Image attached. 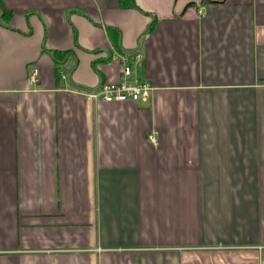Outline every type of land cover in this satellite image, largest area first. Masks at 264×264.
Listing matches in <instances>:
<instances>
[{
	"label": "crops",
	"instance_id": "obj_1",
	"mask_svg": "<svg viewBox=\"0 0 264 264\" xmlns=\"http://www.w3.org/2000/svg\"><path fill=\"white\" fill-rule=\"evenodd\" d=\"M132 3L0 0V264H264V0Z\"/></svg>",
	"mask_w": 264,
	"mask_h": 264
},
{
	"label": "built area",
	"instance_id": "obj_2",
	"mask_svg": "<svg viewBox=\"0 0 264 264\" xmlns=\"http://www.w3.org/2000/svg\"><path fill=\"white\" fill-rule=\"evenodd\" d=\"M199 16H204L202 8H198ZM108 60L119 63L121 70V78L117 83L102 84L99 88L91 91L89 94L94 99L102 100L105 103L138 101L145 98L151 90L152 86L145 80H140L132 76L131 66L135 62L142 59L141 53L138 50L133 52H124L118 50H110L107 53ZM38 70L31 67L28 75L30 84L37 81ZM147 139L152 144H157V139L154 134H149Z\"/></svg>",
	"mask_w": 264,
	"mask_h": 264
},
{
	"label": "trees",
	"instance_id": "obj_3",
	"mask_svg": "<svg viewBox=\"0 0 264 264\" xmlns=\"http://www.w3.org/2000/svg\"><path fill=\"white\" fill-rule=\"evenodd\" d=\"M119 3L123 8L134 7L132 0H119ZM52 59L57 62V59L54 57V55H52Z\"/></svg>",
	"mask_w": 264,
	"mask_h": 264
},
{
	"label": "water",
	"instance_id": "obj_4",
	"mask_svg": "<svg viewBox=\"0 0 264 264\" xmlns=\"http://www.w3.org/2000/svg\"><path fill=\"white\" fill-rule=\"evenodd\" d=\"M202 2L205 1V2H209V0H201Z\"/></svg>",
	"mask_w": 264,
	"mask_h": 264
}]
</instances>
